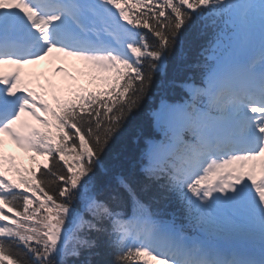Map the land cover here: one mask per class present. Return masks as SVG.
I'll return each mask as SVG.
<instances>
[{"label": "snow or ice", "instance_id": "1", "mask_svg": "<svg viewBox=\"0 0 264 264\" xmlns=\"http://www.w3.org/2000/svg\"><path fill=\"white\" fill-rule=\"evenodd\" d=\"M62 58L103 91L51 86L53 107L25 68ZM157 75L187 100L155 109L166 142L113 175ZM6 141L46 158L39 177ZM0 264H264V0H0Z\"/></svg>", "mask_w": 264, "mask_h": 264}, {"label": "trees", "instance_id": "2", "mask_svg": "<svg viewBox=\"0 0 264 264\" xmlns=\"http://www.w3.org/2000/svg\"><path fill=\"white\" fill-rule=\"evenodd\" d=\"M203 40L194 41L192 48L189 51V57L191 60L198 59V51L200 44ZM178 73L174 68L169 69V79L176 76ZM185 72L179 73V75H184ZM76 94H71L68 100L74 98ZM187 100V95L180 89H172L167 86V84L161 86V77L157 75L155 77V82L152 87L149 96L142 103L140 109L134 114V118L130 119L129 123L122 130V135L118 134V138L115 140L114 145L108 151L104 157V164L110 172L115 175L118 173H135L139 159L142 153L147 149V143L153 141L158 143L166 142L165 134L162 130L160 124H158L155 119V109L161 107L163 104H181L185 103ZM55 131V129H53ZM71 141H69V144ZM24 158H20L18 162L20 169H33L31 166H27L23 163ZM74 163V160H70ZM39 169L37 175L39 177ZM14 179L18 180L19 177L14 175ZM98 179L105 180L104 170H98ZM22 191V189L18 190ZM28 195H31L30 193ZM163 211L168 210L170 212L177 211L178 205L175 201H161L158 205ZM86 255V253H85Z\"/></svg>", "mask_w": 264, "mask_h": 264}, {"label": "rangeland", "instance_id": "3", "mask_svg": "<svg viewBox=\"0 0 264 264\" xmlns=\"http://www.w3.org/2000/svg\"><path fill=\"white\" fill-rule=\"evenodd\" d=\"M66 83L68 84H75V81L73 80H70L69 82L67 80H64ZM7 147V146H6ZM6 149V148H5ZM44 163V159L43 158H40L37 165H40V164H43Z\"/></svg>", "mask_w": 264, "mask_h": 264}]
</instances>
